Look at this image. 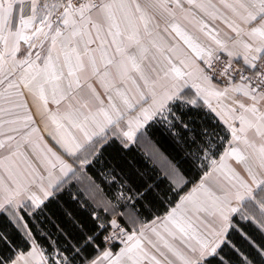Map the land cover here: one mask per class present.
<instances>
[{"label":"snow or ice","instance_id":"1","mask_svg":"<svg viewBox=\"0 0 264 264\" xmlns=\"http://www.w3.org/2000/svg\"><path fill=\"white\" fill-rule=\"evenodd\" d=\"M176 10L216 48L204 47L194 35L172 23V31L187 50L176 44L167 49L171 55H164L156 40H150L166 61L163 74L153 67L155 75L150 77L142 68L149 52L144 37L152 36L149 24L158 12L175 19ZM208 21L227 25L234 33L229 37L230 46L218 39ZM21 41L28 46L22 58L18 56ZM46 45V54L42 57L36 52L33 58L32 49H45ZM217 52H224L229 59L221 61ZM237 58H242L243 66L233 68V61L240 62ZM225 77L229 83L218 89L213 81L219 83ZM237 77L238 82L232 83ZM93 80L101 84L104 96ZM85 85L91 97L87 100L80 95ZM189 87L195 89L194 97L185 91ZM235 94L242 98L236 99ZM27 96L40 101L36 111L44 130L71 162L49 147L40 129L33 126L35 117ZM49 97L55 110L48 107ZM201 98L203 104L198 102ZM211 98L218 101L216 106ZM222 99L231 100L233 106L224 105ZM93 101L98 104L95 112L90 107ZM62 102H66L63 111ZM205 105L231 133L229 150L220 155L219 164L211 161L212 172H224L227 183L218 184L215 190L206 187L205 180L212 175L206 172L163 218L160 227L164 232L152 228L157 242L148 243L154 252L142 244L144 227L139 235L130 231L129 225L136 221L120 210L128 202L147 199L152 185L144 191L121 185L115 203L106 200L92 209L95 219L90 234L74 238L75 243L67 241L63 247L51 239L48 250L38 247L26 216L43 213L45 200L66 182L62 177L76 174L73 164L82 172L92 163L99 146L109 142V129L113 136L123 138L127 147L137 133L146 135L141 130L152 122L199 159L215 154L216 141L221 139L215 118L205 114L197 125L196 117L185 120L178 113L195 111L199 115ZM82 109H87V114ZM250 131L253 139L248 136ZM0 137H4L0 149L15 145L10 155L0 159V168L8 178L0 177V221L11 225L22 240L21 244L0 226V264H264V0H144L143 4L139 0H0ZM236 142L252 150V163L246 164L244 176L225 163L229 156H235L237 162L248 159L231 147ZM23 145H31L34 153L39 151L42 171L27 157L23 161L26 167L9 166L7 162L24 155L20 151ZM57 167L60 176L54 174ZM166 175L174 183L183 179L175 166H170ZM25 200L31 210H26ZM190 211L197 214L199 226H194ZM63 235L67 238L69 234ZM118 237L124 247L113 255L107 245ZM176 240L182 248L173 243ZM102 245V255L86 254Z\"/></svg>","mask_w":264,"mask_h":264},{"label":"trees","instance_id":"2","mask_svg":"<svg viewBox=\"0 0 264 264\" xmlns=\"http://www.w3.org/2000/svg\"><path fill=\"white\" fill-rule=\"evenodd\" d=\"M178 114H182L185 120L190 116L196 117L197 125L201 123V117L205 114L215 118L216 131L221 137L216 141L215 154L201 155L199 159H194L188 154L185 145L177 143L168 131L163 127L154 126L152 122H149L142 131L147 134L142 136L140 133L137 141L127 144V147L124 146L123 139L110 138L108 143L99 146V152L92 158V163L84 167L85 179L97 187L101 203L86 190L84 183L77 180L72 174L58 192H54L53 196L45 200L46 207L45 205L41 206L44 208L42 214L26 216V220L34 232L37 245L43 250H48L49 239H51L58 240L63 247L67 241L75 243L74 238L90 234L89 229L95 219L92 209L98 204L103 205L106 200H112L115 203L113 198L120 190L121 185H125L126 188L128 186L140 188L141 191H144L148 185L153 186L147 199L128 202L127 206L120 209L131 215L137 222H148L165 214L176 205L180 197L210 170L211 161L217 160L223 154L231 139L227 126L206 106L203 107L199 115L195 111ZM143 139L156 149L166 164L175 166L179 170L184 181L180 186H177L166 175L168 166L154 160L148 154L141 143ZM25 204L28 205L26 210H31L30 202ZM120 204L125 205V201L121 200ZM97 210L99 211V209ZM100 214L101 216L105 215L103 212ZM0 226L6 227L13 238L22 244L21 234L17 233L11 225L0 221ZM132 227L133 225L130 224L129 230H132ZM41 233L45 235H41ZM63 233L69 234L67 238ZM119 246L120 243L114 241L107 245V248L117 250ZM24 247L27 248V246ZM103 249V245L95 252L90 248L86 254L97 256L102 253ZM45 255H48V251H45Z\"/></svg>","mask_w":264,"mask_h":264},{"label":"crops","instance_id":"3","mask_svg":"<svg viewBox=\"0 0 264 264\" xmlns=\"http://www.w3.org/2000/svg\"><path fill=\"white\" fill-rule=\"evenodd\" d=\"M45 0H41V3H44ZM49 2H51V0H49ZM139 2L141 4H143L144 0H139ZM185 8H187V5H184ZM58 15V13H57ZM201 14H198V16H200ZM203 19L207 20V17H202ZM55 19V17H54ZM172 23H176L178 24L182 29L186 30L187 32H189L190 34L194 35L197 39L198 42L201 43L204 47H212V48H216V45L212 42V40L208 37L205 36L203 33H201L198 30L197 26H194L192 23H189L188 20L184 19L183 14H181L179 12V10H176V16L175 19L169 17L166 13L163 12H158L156 14V18L149 24V30L152 32V36L151 37H144V43L145 45L148 47L149 52L147 55V59H145L142 63V68L145 71L146 74H148L150 77H154V73L151 72V68L156 67L157 71L160 72V74L162 75L163 72L161 71L162 68L166 67V61L163 60V57L156 52V49L152 47L151 43L149 42L152 39L156 40V43L161 46L164 49V55H171V53H169L167 51V49L169 47H172L176 44H179L180 47L184 50L186 49V46L183 45V42L179 40V37H177L175 35V33L172 31L171 29V24ZM209 23V27L211 29H215L216 32H218V39L226 42L229 44V46L231 45V41L229 40V37L234 36V33L231 32V30L227 27V25H225L224 23H222L221 21H208ZM165 28H167L168 30L165 31ZM37 44H39V42L37 41ZM27 44H25L23 41H21V54H18V56H21L22 58V54L25 53V51L27 50ZM46 47L45 49H41L39 47L32 49L33 52V58L35 56L36 52H40L41 56L43 57L46 54ZM218 53H224V52H217ZM225 54V53H224ZM153 56L156 57V59H153ZM242 64V58H237ZM178 63V61H177ZM202 63V62H201ZM159 65V66H158ZM93 85L95 86L96 90L101 94V96H104V89L101 86V84L97 81V80H93L92 81ZM213 83L216 84L218 89H223L226 85H222L220 83H216V81H213ZM118 87H120L121 89H124V85L118 84ZM128 87H131V84L128 85ZM185 91H189L190 94L194 97L195 96V89L190 88L189 89H185ZM129 95V97H131L132 93L129 92L127 93ZM27 95V94H26ZM80 95L84 98V99H90V93L88 91L87 85H85L81 90H80ZM229 95H233L232 93H229ZM236 95V99H241L242 97L239 94H235ZM28 99V104H29V108L32 111V114L35 117V124L33 126L38 127L40 129V135L43 136L44 138V142H46L48 144L49 147H52L54 151H57V153L59 155L62 156L63 159H65L68 162H71V160L62 152V150H60L55 143L51 140V138L49 137L48 133L44 130V123L41 120L40 115L37 114V105L40 104V101L38 100H33L32 97L27 96ZM114 99H116V103L118 104V106L122 107L120 101L118 98H116L114 96ZM199 103L203 104V99H199L198 101ZM221 103H223L224 105L227 106H233L232 105V101L229 99H222L220 101ZM247 102V101H245ZM211 103L213 104V106H216L218 101L215 98H211ZM66 102H62L61 104V111L64 110ZM206 106V105H205ZM48 107L52 110H55L56 105H54L51 102V98L49 97V105ZM91 110L93 112L96 111V108L98 107V104H96L94 101L92 102V104L90 105ZM105 107H107V101L105 100ZM207 107V106H206ZM82 111L85 112V114H87L88 110L87 109H82ZM136 113L133 112L131 113V115H135ZM220 119V118H219ZM223 122V121H222ZM227 126V125H226ZM235 126L237 128H239V121L235 122ZM146 127V126H145ZM145 127L141 130V132L145 129ZM228 128V127H227ZM49 130H52V126L51 124H49ZM74 132V130H72ZM140 133H137L136 138L134 141L132 142H127V144H133L137 141V138L139 136ZM231 134V133H230ZM248 136L250 139L254 138V133L253 132H249ZM109 137L113 138L116 136L112 135V130L109 129ZM4 137H0V139H3ZM120 138V137H117ZM35 139V137H34ZM123 139V138H121ZM231 141V139H230ZM231 147H235L239 150V152L244 155L245 157H248V159H246L243 162H237V159L235 158V156H229L225 163L228 166V168L235 170V172L239 173L240 175L244 176L245 174V166L246 164H250L252 163V159H251V149L246 148L242 143L236 142L234 144L231 145ZM230 148V144L228 145V147L226 148V150H229ZM15 150V145L13 144V147H8L7 145L3 148L0 149V159H3L4 157L8 156L11 154L12 151ZM20 151L24 154L23 156H17L13 158V162H7L9 163V166H12V163H15L17 165H19L21 168L26 167L27 165L23 162L25 157H27V161L33 165H35L37 167V169H39L40 171H42V167H41V163L40 160L38 159L39 157V151L37 152H33L31 145H23L20 149ZM92 159V158H91ZM217 164H219V158L216 160ZM164 163V162H163ZM76 164H73V168L76 170L75 167ZM167 172L169 171V168L171 165L167 164ZM208 172H212V167L210 168V170ZM56 176H60V172H59V168L57 167V169L55 170L54 173ZM73 173H69L67 177H62L63 181H66ZM205 175V174H204ZM204 175L202 176V178L200 179V181L203 179ZM181 176V175H180ZM0 177H3L5 179V181H7V173L4 171L3 168H0ZM182 177V176H181ZM200 181L195 184L194 186H192L186 193H184L181 197L183 196H187L191 190L196 187ZM183 179L181 182L179 183H175L177 186H180L183 183ZM45 183H47V181H45ZM227 180L225 177L224 172H212V175L208 177L207 180H205V186L212 188V189H216L218 184H226ZM32 191H35L37 193V195H40L38 189H36L35 187H33ZM0 195H2V193H0ZM180 197V198H181ZM25 203H27L28 201L25 200ZM180 202V199L178 200V202L176 204H178ZM176 205H174L172 208H170V210L168 212H166L165 214L155 217L154 219L142 223V222H135V224L132 227V230L130 231H135L137 232V234L139 235V230L144 227V237L141 238L142 240V244L145 247L146 250L154 252V249L151 248V245L148 243L149 240H151L152 242L156 243L157 242V237L155 236V234L152 232V228H156L157 231L163 233L164 230L163 228L160 227L163 218L172 211V209L175 207ZM186 207L191 208V205H187ZM188 215L192 216V220L194 223V226H199L198 222L196 220V216L197 214L194 212H189ZM201 218L206 219V216L204 213H199L198 214ZM155 221V223H153ZM146 226V227H145ZM120 243V242H119ZM173 243H175L176 245L180 246L181 248L183 247V245H180V241L176 240L173 241ZM39 247V246H38ZM124 247V245L122 243H120V246L117 248V250H113L110 247L107 248V250H110L113 252V255H115L120 248ZM30 250V249H29ZM163 250V249H162ZM166 251V250H165ZM157 255V257L159 259H162V257L159 256L158 253H155ZM102 255V253L100 254ZM169 255V259H172L171 255ZM104 264H107V262H104ZM144 264H149L148 261H145Z\"/></svg>","mask_w":264,"mask_h":264},{"label":"rangeland","instance_id":"4","mask_svg":"<svg viewBox=\"0 0 264 264\" xmlns=\"http://www.w3.org/2000/svg\"><path fill=\"white\" fill-rule=\"evenodd\" d=\"M141 143L143 145V147L147 150L148 154L156 161L162 163L164 162V159L159 155L158 152H156V149L152 147V145L146 141L145 139L141 140ZM93 158V157H92ZM166 164V162H164ZM167 165V164H166ZM76 167V174L74 175L75 178L77 180H81V182L84 183L86 190L97 200V201H101L99 193H98V189L96 186H93L92 184H90L89 182H87V180L85 179L84 176V168L81 172V170L78 167V164L75 165ZM85 167V166H84ZM101 203V202H100ZM114 242V241H113ZM115 242H120V238L118 237Z\"/></svg>","mask_w":264,"mask_h":264},{"label":"built area","instance_id":"5","mask_svg":"<svg viewBox=\"0 0 264 264\" xmlns=\"http://www.w3.org/2000/svg\"><path fill=\"white\" fill-rule=\"evenodd\" d=\"M74 2H75V0H74ZM216 55H219L220 56V58H221V61H227L229 58L227 57V55L226 54H224V53H218V54H216ZM214 63H216L215 61H214ZM233 68H238V67H241V66H243V64L241 63V62H239V64H237L235 61H233ZM236 82H238V77H237V80H234V81H232V83H236ZM220 84H222V85H227V83H229V81H228V79H227V77H225L221 82H219Z\"/></svg>","mask_w":264,"mask_h":264}]
</instances>
